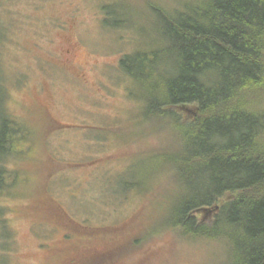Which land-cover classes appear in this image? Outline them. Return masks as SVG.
Returning a JSON list of instances; mask_svg holds the SVG:
<instances>
[{
  "label": "rangeland",
  "instance_id": "1",
  "mask_svg": "<svg viewBox=\"0 0 264 264\" xmlns=\"http://www.w3.org/2000/svg\"><path fill=\"white\" fill-rule=\"evenodd\" d=\"M179 1L0 0V117L17 140L0 162V264H227L224 241L164 226L178 139L120 66L157 42L152 7Z\"/></svg>",
  "mask_w": 264,
  "mask_h": 264
},
{
  "label": "trees",
  "instance_id": "2",
  "mask_svg": "<svg viewBox=\"0 0 264 264\" xmlns=\"http://www.w3.org/2000/svg\"><path fill=\"white\" fill-rule=\"evenodd\" d=\"M179 3L152 7L158 48L120 63L145 90L153 128L167 118L178 139L167 161L179 196L164 226L190 241H224L227 264H264V0ZM104 10L118 26L115 8ZM5 35L0 29V42ZM0 120L1 162L17 140L12 121ZM2 234L10 249L9 227Z\"/></svg>",
  "mask_w": 264,
  "mask_h": 264
},
{
  "label": "flooded vegetation",
  "instance_id": "3",
  "mask_svg": "<svg viewBox=\"0 0 264 264\" xmlns=\"http://www.w3.org/2000/svg\"><path fill=\"white\" fill-rule=\"evenodd\" d=\"M82 77H84V75L82 74Z\"/></svg>",
  "mask_w": 264,
  "mask_h": 264
}]
</instances>
